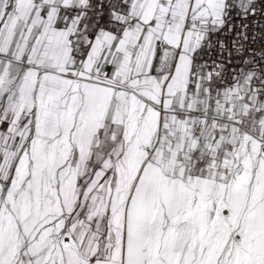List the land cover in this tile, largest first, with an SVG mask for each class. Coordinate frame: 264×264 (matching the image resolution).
<instances>
[{"label": "snow or ice", "instance_id": "6c2138e0", "mask_svg": "<svg viewBox=\"0 0 264 264\" xmlns=\"http://www.w3.org/2000/svg\"><path fill=\"white\" fill-rule=\"evenodd\" d=\"M0 264H264V0H0Z\"/></svg>", "mask_w": 264, "mask_h": 264}]
</instances>
